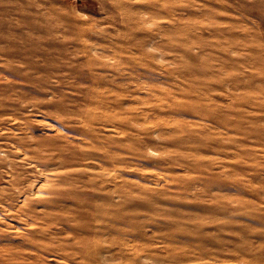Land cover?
Wrapping results in <instances>:
<instances>
[{
    "label": "rangeland",
    "instance_id": "374dc122",
    "mask_svg": "<svg viewBox=\"0 0 264 264\" xmlns=\"http://www.w3.org/2000/svg\"><path fill=\"white\" fill-rule=\"evenodd\" d=\"M0 264H264V0H0Z\"/></svg>",
    "mask_w": 264,
    "mask_h": 264
}]
</instances>
